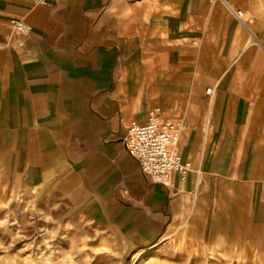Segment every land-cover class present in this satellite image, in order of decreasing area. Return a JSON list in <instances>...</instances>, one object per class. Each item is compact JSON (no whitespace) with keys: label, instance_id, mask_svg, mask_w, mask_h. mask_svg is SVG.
Here are the masks:
<instances>
[{"label":"crops","instance_id":"crops-1","mask_svg":"<svg viewBox=\"0 0 264 264\" xmlns=\"http://www.w3.org/2000/svg\"><path fill=\"white\" fill-rule=\"evenodd\" d=\"M153 110L184 123L169 187L123 142ZM0 199L57 203L124 251L264 264V0H0Z\"/></svg>","mask_w":264,"mask_h":264},{"label":"rangeland","instance_id":"rangeland-1","mask_svg":"<svg viewBox=\"0 0 264 264\" xmlns=\"http://www.w3.org/2000/svg\"><path fill=\"white\" fill-rule=\"evenodd\" d=\"M113 237L58 208L57 203L0 199V264H132ZM139 264H238L159 242Z\"/></svg>","mask_w":264,"mask_h":264},{"label":"built area","instance_id":"built-area-1","mask_svg":"<svg viewBox=\"0 0 264 264\" xmlns=\"http://www.w3.org/2000/svg\"><path fill=\"white\" fill-rule=\"evenodd\" d=\"M34 4H47L59 0H30ZM219 0H209L214 3ZM223 1V0H221ZM241 21L242 13H236ZM16 34L27 35L31 27L22 19L12 20ZM213 88L207 90L209 95ZM159 111L153 110L149 114V121L145 125L131 124L124 138L125 148L138 161L141 170L155 183L166 186L172 185V175L179 174L181 181H185L191 170L190 163H182L179 144L184 131V123L180 120H161Z\"/></svg>","mask_w":264,"mask_h":264},{"label":"bare ground","instance_id":"bare-ground-1","mask_svg":"<svg viewBox=\"0 0 264 264\" xmlns=\"http://www.w3.org/2000/svg\"><path fill=\"white\" fill-rule=\"evenodd\" d=\"M154 248L155 246L137 251L132 258V264H139L143 259L151 256Z\"/></svg>","mask_w":264,"mask_h":264}]
</instances>
